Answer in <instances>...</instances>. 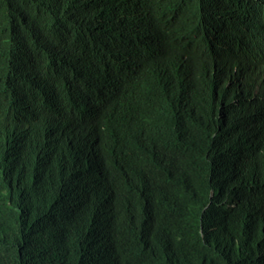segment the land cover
<instances>
[{"label": "trees", "instance_id": "trees-1", "mask_svg": "<svg viewBox=\"0 0 264 264\" xmlns=\"http://www.w3.org/2000/svg\"><path fill=\"white\" fill-rule=\"evenodd\" d=\"M217 2L219 12L216 16L220 26L216 45L220 47V53L228 52L236 58L239 69L247 65L249 84L252 85L253 70L257 71L259 80L264 75V48L262 56L253 57L243 34L255 37V28L257 33L260 31L264 0ZM169 4H176V1L0 0V121L3 110H9L15 98L23 93L38 100L33 88L36 86L39 96L42 75L47 100V82L49 74L52 75L60 89L61 100L58 107L54 102V110L59 109L60 114L75 125L88 119L96 126L103 138L102 155L112 170L113 179L120 184L115 186L137 193L134 184L139 174V158L157 141L156 116L160 115L164 122L166 118L187 123L182 112L177 119L175 108L165 96L174 97V91L181 90L184 84L198 82L203 75L201 46L183 41L187 50L181 48L180 55L159 44L156 34L163 20L161 13ZM257 46L259 49V41ZM96 69L95 74L89 75ZM238 74L244 79V69ZM217 75L215 69L216 78ZM205 80L210 84L216 79L210 76ZM233 96L234 90L227 102V127L219 130L218 144H214L211 136L213 123L201 129L198 128L201 122L193 125V138L200 145V168L196 170L199 182L204 177L203 160L210 159L213 172V175L210 173V187L218 190L225 175L229 179L232 172L246 165L252 149L255 151L264 146V99L249 100V96L240 91L237 96L240 101L235 105ZM157 104L159 113L154 110ZM251 128H254L255 136H252ZM9 153V148L4 151L0 148V155L8 157ZM12 164L19 166L17 159ZM69 169L68 157L54 165V171L59 173ZM2 180L3 188L7 189L6 175ZM254 184L257 186L256 182ZM216 210L219 211L216 220L211 218L206 225L199 213L197 222L204 231L202 245L183 262L173 264H264V223L256 218L257 212L251 214L253 210H250L248 214H240L225 210V205ZM15 216L16 213L0 199V248L11 253L10 264H48L49 256L43 254L41 258L40 253L37 255L38 232H32L29 224L24 238L21 221ZM12 218L18 226L15 236L10 230ZM207 218H210L209 214ZM33 223L38 225L36 217ZM73 249L78 251L77 247ZM68 264H81L77 253H71Z\"/></svg>", "mask_w": 264, "mask_h": 264}, {"label": "clouds", "instance_id": "clouds-1", "mask_svg": "<svg viewBox=\"0 0 264 264\" xmlns=\"http://www.w3.org/2000/svg\"><path fill=\"white\" fill-rule=\"evenodd\" d=\"M175 1L176 4L167 5L161 13L163 20L156 34L159 44L180 55L181 48L187 50L183 41L201 46L203 75L198 82L184 84L181 90L174 91V97L165 96L175 108L177 119L182 112L187 123L166 118L164 122L160 115L156 116L157 141L139 158V174L134 184L137 193L116 187L120 184L113 179L112 170L102 155L103 138L96 126L88 119L75 125L58 108V111L50 108V98L53 106L56 102L58 107L61 101L60 89L52 75L49 74L47 84L53 83L54 91L45 99L48 113L39 109V100L34 101L23 92L8 110V127L1 113L0 148L3 151L9 148L11 153L8 157L0 155V199L16 213V219L25 218L27 231L31 224V231L38 232L37 255L49 256L48 264H68L71 253H77L81 264L181 263L203 243V227L197 222L199 213L206 225L211 218L216 220L220 205L240 214L253 210L251 214L257 212L256 218L264 223V146L252 149L246 165L232 172L229 179L225 175L221 188L212 186L207 198L208 159L203 160L204 177L199 182L196 170L200 168V145L193 138L194 124L201 122L198 127L201 129L213 123L211 136L215 144V128L227 127L230 92H235L232 99L235 105L240 101L237 98L240 91L249 100L264 99V75L258 79L257 87L246 86L238 74L244 67L236 68V58L228 52L220 53L215 42L220 26L217 0ZM261 11L260 31L257 33L255 28V37L243 34L255 58L262 56L264 48V9ZM255 40L260 42L259 49L257 44L253 47ZM210 65L214 72L217 66L220 70L218 78L213 74L216 80L206 86L204 81L210 77L206 68ZM228 74L229 83L225 84ZM158 109L159 104L154 105L155 113H159ZM250 132L255 136L254 128ZM67 157L70 169L62 173L54 171V165ZM15 159L19 166L12 164ZM88 160L91 163H86ZM4 175L8 180L7 189L2 187ZM35 217L39 221L36 226ZM13 219H10V230L15 236L18 226ZM25 234L26 231L24 238ZM11 260V253L0 248V264H10Z\"/></svg>", "mask_w": 264, "mask_h": 264}, {"label": "rangeland", "instance_id": "rangeland-1", "mask_svg": "<svg viewBox=\"0 0 264 264\" xmlns=\"http://www.w3.org/2000/svg\"><path fill=\"white\" fill-rule=\"evenodd\" d=\"M237 1V0H236ZM236 8L237 7V2H236ZM229 12V8L227 7V13ZM206 15H208V12H206ZM263 42H264V35H263ZM256 44H257V41L255 40L253 42V47L255 48L256 47ZM42 64L44 66V60L42 61ZM239 65L238 63H236V68H238ZM219 66L216 67V73L219 75ZM262 70H264V66L262 68ZM209 72L210 76H213V74H215V72L213 71V65H210L206 68V73ZM229 79H230V75L228 74L226 76V81H225V84H228L229 83ZM244 81H245V85H249V72L247 71V65L245 64L244 66ZM252 82L253 84L257 87L258 86V79H257V71L256 70H253L252 72ZM264 84V83H263ZM41 85V86H40ZM42 87V88H41ZM54 85L53 83H49L48 85V89H49V92L52 94L53 91H54ZM41 88V89H40ZM38 92H39V96H38V100H39V104H38V107L39 109L45 113V95H46V83H45V77L44 75L41 76L40 78V82H39V86H38ZM33 93H34V96L37 97V93H36V86H34L33 88ZM205 95H207L205 93ZM206 102V101H205ZM49 106L53 107V103L52 101H50L49 103ZM205 111L208 112L207 109H205ZM3 114V122L7 125L8 127V108H5L2 112ZM210 120H212V115H210ZM215 143L218 144L219 140H220V137H221V132L218 130V127L215 128ZM216 146V145H215ZM211 161L210 159H208L207 161V165H206V179H207V183H208V186H207V193L210 195L211 194V187H210V173H211ZM14 225L17 226V222L16 220L14 221ZM21 226H22V229L24 231H26V221L24 219H21ZM23 262H25V260L23 259Z\"/></svg>", "mask_w": 264, "mask_h": 264}, {"label": "bare ground", "instance_id": "bare-ground-1", "mask_svg": "<svg viewBox=\"0 0 264 264\" xmlns=\"http://www.w3.org/2000/svg\"><path fill=\"white\" fill-rule=\"evenodd\" d=\"M196 30H198L197 27H196ZM217 61L219 62L220 59H217ZM214 62H215V60H214ZM216 63H217V62H216ZM214 69H215V68H214ZM205 82H206V80H205ZM40 86H41V85H40ZM41 88H42V87H41ZM41 88H40V89H41ZM53 88H54V87H53ZM49 93H50V92H49ZM68 104H69V102H68ZM58 124H59V121H58ZM2 185H3V180H2ZM2 187H3V186H2ZM2 190H3V189H2ZM96 218H97V215H96Z\"/></svg>", "mask_w": 264, "mask_h": 264}, {"label": "built area", "instance_id": "built-area-1", "mask_svg": "<svg viewBox=\"0 0 264 264\" xmlns=\"http://www.w3.org/2000/svg\"><path fill=\"white\" fill-rule=\"evenodd\" d=\"M207 83H208V82H205V81H204V85H206V86H207Z\"/></svg>", "mask_w": 264, "mask_h": 264}]
</instances>
